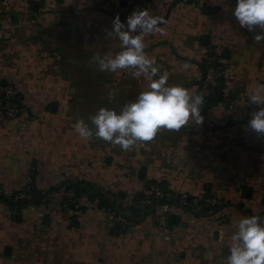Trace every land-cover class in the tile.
Returning a JSON list of instances; mask_svg holds the SVG:
<instances>
[{
    "label": "crops",
    "instance_id": "obj_1",
    "mask_svg": "<svg viewBox=\"0 0 264 264\" xmlns=\"http://www.w3.org/2000/svg\"><path fill=\"white\" fill-rule=\"evenodd\" d=\"M235 0H0V81L25 100L27 125L0 111V182L20 189L28 179L39 191L56 187L70 171L88 199L80 219L39 216L26 205L0 199V264H227L232 235L244 216H264V135L248 127L250 96H264V41L232 14ZM149 8L167 20L144 34L145 51L167 71L168 83L201 90L203 59L221 53L219 90L201 108L203 121L179 130L161 128L149 141L122 150L102 138H82L77 118L90 127L100 107L121 110L148 88L144 74L98 69L95 55L115 54L107 36L113 18L126 22L134 9ZM228 119L220 127L217 122ZM149 184L173 193L216 195L229 217L177 212L171 239L156 226L154 211L121 230L95 208L100 189L134 202Z\"/></svg>",
    "mask_w": 264,
    "mask_h": 264
},
{
    "label": "clouds",
    "instance_id": "obj_2",
    "mask_svg": "<svg viewBox=\"0 0 264 264\" xmlns=\"http://www.w3.org/2000/svg\"><path fill=\"white\" fill-rule=\"evenodd\" d=\"M232 14L242 28L254 31L258 26L264 29V0H235ZM166 23L164 16L153 14L149 8L134 9L126 22L119 14L113 18L107 36L119 40L120 50L114 55L97 53L94 57L97 67L110 73L128 69L133 77L144 74L149 80L148 88L119 111L100 107L90 117L94 128L83 118H77L74 130L80 137L96 136L119 145L122 150H129L138 141L153 139L161 128L179 130L190 120L196 124L203 121V94H193L182 84L168 83L167 71L154 78L161 66L155 57L146 53L144 34L159 31ZM254 39L264 41V31L256 32ZM249 100L258 107L250 114L248 127L264 135V96L252 94ZM231 239L227 264H264V219L258 215L244 216Z\"/></svg>",
    "mask_w": 264,
    "mask_h": 264
},
{
    "label": "built area",
    "instance_id": "obj_3",
    "mask_svg": "<svg viewBox=\"0 0 264 264\" xmlns=\"http://www.w3.org/2000/svg\"><path fill=\"white\" fill-rule=\"evenodd\" d=\"M46 0H24L31 5L43 6ZM134 3L138 0H126ZM200 4L204 0H183ZM221 53L218 47H210L203 59L205 78L198 94L204 95L205 103H208L221 84L222 72L218 68ZM257 108L251 107L247 113L250 114ZM0 111L9 119H22V125H27L28 118L26 103L22 95L11 83L0 81ZM229 124L228 119L217 122L220 127ZM82 180L73 172H66L63 182L44 192H39L33 186V180L28 179L25 186L20 189H7L0 182V199L12 203L15 207L26 205L37 210L39 216L62 215L69 218L80 219L83 217L84 208L89 204L85 195H82L74 185H79ZM95 201V208L103 212L110 226L126 230L137 224L133 213L138 217L146 216L154 211L156 226L163 233L165 240L171 239L174 220L177 212L181 215L198 216L204 210H208L211 216L219 224H226L229 217L223 212L227 203L216 195L192 196L186 193H173L167 191L159 184H149L143 196L134 202H126L120 194L109 190L100 189ZM264 219V216L261 217Z\"/></svg>",
    "mask_w": 264,
    "mask_h": 264
},
{
    "label": "trees",
    "instance_id": "obj_4",
    "mask_svg": "<svg viewBox=\"0 0 264 264\" xmlns=\"http://www.w3.org/2000/svg\"><path fill=\"white\" fill-rule=\"evenodd\" d=\"M219 64H220V63L217 64V65H218V68H219ZM220 89H221V87H220ZM218 90H219V89H218ZM216 93H217V92H216ZM216 93H215V94H216ZM215 94H213L212 97H214ZM212 97H211V98H212ZM79 186H81V185H80V184H79V185H74V187H75L78 191H79ZM207 211H208V210H204L203 212H201L200 214H198V216H201V215H209ZM135 214L138 215V213H136V212H135Z\"/></svg>",
    "mask_w": 264,
    "mask_h": 264
}]
</instances>
